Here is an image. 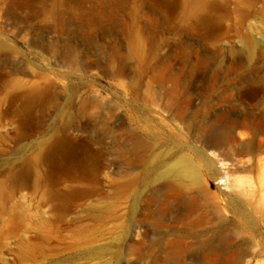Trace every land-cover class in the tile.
<instances>
[{"label":"rangeland","instance_id":"374dc122","mask_svg":"<svg viewBox=\"0 0 264 264\" xmlns=\"http://www.w3.org/2000/svg\"><path fill=\"white\" fill-rule=\"evenodd\" d=\"M0 264H264V0H0Z\"/></svg>","mask_w":264,"mask_h":264},{"label":"bare ground","instance_id":"6f19581e","mask_svg":"<svg viewBox=\"0 0 264 264\" xmlns=\"http://www.w3.org/2000/svg\"><path fill=\"white\" fill-rule=\"evenodd\" d=\"M126 60L129 62V64L132 67L134 66L136 69H140L143 66H145L146 61H147V54L145 52V42L143 39H140L137 37H135V38L133 37V38L129 39V41H128V54L126 56ZM252 95H254V94H252ZM224 119H225L224 115H220L218 117V121H220V122L224 121ZM240 126H242V123L238 122L237 120L232 119L229 124L224 125L223 127H220L216 131L221 132V133L224 132L225 134L231 136V135H233L234 131ZM221 133H218V134H221ZM244 135H245V133H244ZM140 144L142 145L143 142L140 141ZM185 175H192V176L197 175L196 167L193 166L192 163L188 159H183V160L173 164L172 168L169 171H167V176L169 179L176 178V177H183ZM171 183L173 184L174 188L176 189L175 191L178 193V195H181L180 197H182V193L184 191L183 190L184 186L182 185V183L180 181H176L175 179H172ZM221 183L222 184L227 183L226 179H224L222 177ZM191 211L193 213V209H191ZM204 219H205V217L203 215L194 216L193 214L190 213L187 221L190 225L196 226V225L202 224ZM224 225H225V223L221 224L219 226V228L222 229Z\"/></svg>","mask_w":264,"mask_h":264}]
</instances>
